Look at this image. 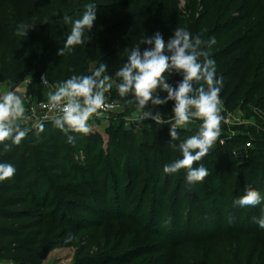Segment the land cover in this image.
Masks as SVG:
<instances>
[{"label": "trees", "instance_id": "trees-1", "mask_svg": "<svg viewBox=\"0 0 264 264\" xmlns=\"http://www.w3.org/2000/svg\"><path fill=\"white\" fill-rule=\"evenodd\" d=\"M214 2L218 3L217 0ZM214 2L207 4L210 8H214ZM88 4H94L97 9L94 27L89 33L86 32V36L92 37L91 41L86 40L85 44L67 50L62 56L59 55L58 52L64 47L73 26L72 23L65 24L63 17L70 16L73 21L82 18ZM138 6L140 8L138 12L125 13ZM254 7L259 10V14L264 15L263 0H257ZM231 10V7H227L219 13L215 26L209 30L207 27L212 18L209 12H202L198 17L191 14L182 16L176 11L173 0H13L6 4H2L0 0V82H22L32 75L26 94L30 100H39L43 98L45 85L41 81L42 76L47 79V84L54 88L57 82L67 80L73 75H89L101 62H107L108 69L105 74L113 77V88L106 94L111 96V101L121 103L125 107L124 111H115L112 125L109 126L111 136L108 139L106 153L101 149L98 153H93L98 148L96 134L69 133L75 136L76 143L75 146L68 144L67 137L62 138L61 132L53 129V122L43 125V127L48 125V133L44 130L39 132V127L28 129L27 136L19 145L12 144L11 140L5 141L11 147L7 153L0 154V162L12 163L16 173L11 179L0 181L1 261H11L15 264L43 263L54 245L49 229L52 213L49 212L44 201L52 196L60 205L67 207L81 204L78 200L69 199L70 196L91 198V192H79L76 188L89 181H92V185H96L95 172L101 166L104 157L108 159L103 167V172L106 168L103 175L105 179L108 178L110 171L120 172L119 155L124 151V146L129 151V162L126 167L128 173H134L136 169L138 157L136 152L142 153L147 163L152 160L157 168L162 167L164 163L170 164L182 158L179 149H174L170 144L178 145L182 140L195 135L198 127L177 130L180 140L170 141V128L151 120L148 121L149 127L144 126L141 129L147 137L138 145L132 143L135 131L125 129L119 121L121 115H130L135 109L126 105L119 97L115 87L119 81L115 77V72L127 62L133 47L139 46L141 50L148 47L142 43L146 36L159 32L167 42L174 29L182 27L190 31L193 36L201 34L204 40L215 37L216 44L206 50L209 51V58L215 61L218 69L217 77H223L224 82L219 97L227 108L256 106L261 112L251 115L259 126L264 128V72H261L264 69V59L261 63L258 59L250 60L261 31H257L247 41L243 35L242 38L218 48L217 45L222 42L225 35L252 16L251 12L247 16L226 15ZM21 23L34 26L26 37L16 35L18 25ZM253 27L256 28L254 25ZM249 44L250 47L242 58L228 62L242 46ZM166 75L169 83L173 85L182 79L176 74ZM159 95L163 98L167 93L160 92ZM173 103L169 101L157 108L149 104L145 111L150 110L153 113L159 111L161 115H172ZM239 138L246 140L241 136ZM255 142L258 147L247 148L246 156L256 154L257 160L236 166L238 176L230 191L232 196L229 201L233 207L234 200L245 193L243 190L245 177L250 180L249 184L264 189V153L259 149L264 147V131L255 141L253 140V143ZM110 146H113L112 149ZM3 147L0 145V152ZM223 148L227 149L225 146L217 145V148L211 149L209 154L202 158L204 166L217 176L215 179L211 177L207 179V177L202 184L210 183L211 179L223 183L225 172L231 171V154L221 151ZM171 153L175 154L173 158H170ZM261 154L262 156L259 157ZM111 155L115 156L118 164L116 162L111 165ZM97 157L99 160L95 163ZM210 157L220 159L223 163L221 165H214L212 161L206 163V159ZM197 166L196 162L194 167ZM157 168L153 178L155 183L160 178ZM244 168L246 171L241 173ZM180 172L187 173L185 169ZM134 177L136 181L139 174L136 173ZM184 180L182 176L178 179L177 188H184L180 186ZM45 188L47 192L43 195ZM207 189L210 192L213 190L209 186ZM145 194L142 192V200L145 199ZM104 195L106 194L102 196ZM151 200L154 202V199ZM160 204L162 205L161 200ZM177 206L178 204L173 203L171 207L172 218L178 215ZM213 212L221 215L217 206L213 208ZM234 212L236 214L229 219L226 229L217 230L210 236L205 233L207 236L195 241H211L214 238L218 241L225 239L229 241V249L233 250L232 257L225 259L224 263H219L217 258L215 260L213 258L212 264H241L240 257L244 260L242 264H264V229H261L256 222L263 217L264 212L260 210L246 214L242 221L240 219L242 211L234 210ZM252 215L255 221L251 224ZM156 218L155 213V216L150 217V221L156 224ZM240 253L243 255L239 256Z\"/></svg>", "mask_w": 264, "mask_h": 264}, {"label": "rangeland", "instance_id": "rangeland-1", "mask_svg": "<svg viewBox=\"0 0 264 264\" xmlns=\"http://www.w3.org/2000/svg\"><path fill=\"white\" fill-rule=\"evenodd\" d=\"M11 1L13 0H1L2 4ZM173 1L176 11L182 16L191 14L198 17L202 12H209V16L212 17L208 27L206 26L209 30L215 26L219 13H222L227 7H231L232 10L226 15L247 16L251 12L252 16L242 25H238L231 33L225 35L222 42L217 46L222 48L242 38L243 35L247 41L260 30L258 44L252 52L250 60L257 61L258 59L261 63V60L264 59V15L259 14V10L254 7L257 0H217V4L214 0ZM207 2H214V8H210ZM139 9L138 6L127 10L125 13H135ZM225 28L223 29L225 30ZM223 29L221 28V30ZM248 29L252 30L248 31ZM249 47L250 44L242 46L237 53L231 56L228 62L242 58ZM261 72H264V69ZM31 79L32 75L25 79L27 85ZM106 96L107 99H112L110 95L106 94ZM118 110L124 111L125 107L121 103L115 102V111L118 112ZM259 112L261 110H257L256 106L225 107V115L230 117L227 122H221V134L212 147L215 149L217 145L225 146L227 149L223 148L221 151L231 154L232 157L231 171L225 172L223 183L211 179L208 184H202V182L189 184L186 181L187 173L180 172L182 169L166 176L163 171L165 163L162 167L157 168L152 160L147 163L140 152H136L138 157L135 171L139 174V178L135 181V171H133L134 173L126 171L129 151L125 146L124 151L119 155L121 158L120 172L110 171L108 178L105 179L103 175L106 168L103 172V167L108 159L104 157L101 166L95 172L96 185H92V181H89L76 188L79 192H91V198L70 196L69 199L78 200L81 204L67 207L60 205L52 196L44 201L49 212L52 213L49 229L54 245L42 264H212L213 258L214 260L217 258L219 263H224L225 259L232 257L233 251L229 249L230 243L227 239L221 241L216 238L211 241L195 240L207 235L210 236L217 230L226 229L229 219L236 214L234 210L242 211L241 221L244 220L246 214L251 212L260 210L264 212V189H260L252 183L249 184L248 177L244 179L243 190L253 188L259 191L262 197L261 203L255 207L243 208L234 202V207L229 203L232 196L230 191L233 189L238 176L236 166L245 165L247 161L253 163L257 160L256 154H247L246 156L248 152H246L245 143L250 142V147H258V144L253 143V140H256L264 128L259 126L251 114ZM40 114L38 115L40 116ZM172 115H162V117L166 119L171 117L170 119H172ZM52 122L53 120L48 119L35 121L32 118L22 127L33 129L38 128L41 124H51ZM88 123L90 132L87 135L96 134L98 136V148L93 153H98L100 149L106 153L108 139L111 136L109 126L112 123L108 119H90ZM148 123V121L145 122L144 126L149 127ZM199 124L200 121H193L188 129L191 127H198L199 129ZM53 129L61 132L62 138L67 137L54 125ZM141 129L133 133L132 143L140 145V142L147 137ZM44 131L48 133V125L44 126ZM240 136L246 140H240ZM220 140L224 141V144H220ZM112 147L110 146V149ZM259 149L264 153V147ZM174 156L175 154L171 153L170 158ZM79 157L81 158L82 155L80 154ZM111 157V165L116 164V162L118 164L115 156L111 155ZM98 160L97 157L95 163ZM208 161L209 163L214 162V165L223 163L222 160L215 157L207 158L206 163ZM197 164V167L204 166V160L201 159ZM156 168L160 178L155 183L153 178ZM243 171H246V168L241 173ZM181 176L185 179L180 184V186H184L183 189L177 188L178 179ZM207 177V179L210 177L215 179L217 176L213 174V171H209ZM208 186L213 188L211 192L208 191ZM46 192L47 189L45 188L43 195ZM142 192L146 193L144 200L141 199ZM103 194L106 195L102 196ZM151 199H154V202ZM173 203L178 204V215L175 218L170 215ZM216 206L221 211V215L213 212V208ZM155 213L157 214L156 224L150 221V217L155 216ZM252 217L253 215L250 217L251 224L255 221ZM69 234L72 236L71 240L68 239ZM242 255L243 253L239 254V256ZM240 259L241 264L244 263L243 258L240 257ZM5 263L7 261L0 260V264Z\"/></svg>", "mask_w": 264, "mask_h": 264}, {"label": "clouds", "instance_id": "clouds-1", "mask_svg": "<svg viewBox=\"0 0 264 264\" xmlns=\"http://www.w3.org/2000/svg\"><path fill=\"white\" fill-rule=\"evenodd\" d=\"M97 19V9L94 4H88L82 18L75 21L65 15V24L72 23V29L67 36L64 47L59 55L91 41L87 35L94 27ZM32 24L18 25L16 35L26 37ZM216 38L208 40L195 36L185 28L177 27L172 36L165 42L163 36L156 32L146 36L142 43L147 45L143 50L135 46L131 49L127 62L115 72L119 81L115 87L120 98L128 106L134 107L133 113L137 121L151 119L155 123H163L159 111H145L151 104L153 107L163 106L169 101L174 102L172 119L169 122L170 141H179L180 134L177 129H188L193 121H200L199 129L195 135L182 140L178 148L182 158L163 168L164 173L172 174L185 169L186 181L189 184L203 182L209 175V170L200 165L194 167L196 162L207 156L221 134V115L219 94L223 87V77H217L216 64L209 58V51L216 44ZM203 58V59H201ZM108 69L107 62H101L99 67L89 75H73L71 78L57 82L54 90L47 92L48 103L59 109V114L53 119L54 126L67 136V143L75 146L76 138L69 133L86 135L90 132L89 120L93 116H100L107 104L106 93L113 88V77L105 74ZM166 74H176L182 77L175 85L169 83ZM41 81L47 84L42 76ZM160 92H166L163 98ZM27 109L21 96L14 91L0 94V145L3 150L0 154L10 151V145H19L27 136L28 129L23 128L30 117L26 115ZM44 130L39 126V132ZM16 173L15 166L10 162H0V181L11 179ZM262 201L259 191L246 188L245 194L234 200L240 207H255ZM264 229V217L256 221ZM68 239L72 236L69 234Z\"/></svg>", "mask_w": 264, "mask_h": 264}, {"label": "built area", "instance_id": "built-area-1", "mask_svg": "<svg viewBox=\"0 0 264 264\" xmlns=\"http://www.w3.org/2000/svg\"><path fill=\"white\" fill-rule=\"evenodd\" d=\"M13 91V90H8ZM25 107L27 109L26 115L30 117V119H34L38 121L39 119L44 120H53L56 115L59 114V109L57 107L52 106L48 103L47 98H42L39 100H30V97L27 96L26 92L23 94L22 97ZM220 99V107H221V115L223 117V122H227L229 120V115H225V105L223 101ZM39 113L40 116L38 115ZM155 114V113H153ZM115 102L107 99V104L104 110H102V114L100 116H93L91 119H108L110 122L113 121L115 117ZM120 115V114H119ZM171 117L163 118V123H159L162 126L170 128L171 125L169 121ZM119 121L121 122L122 126L131 131H138L144 127V123L147 121H151V119H145L142 122L137 121L136 116L134 115H121ZM153 121V120H152ZM155 122V121H154ZM220 144H224V141L220 140ZM250 142L245 143V149L250 147ZM5 264H13L11 261H7Z\"/></svg>", "mask_w": 264, "mask_h": 264}, {"label": "crops", "instance_id": "crops-1", "mask_svg": "<svg viewBox=\"0 0 264 264\" xmlns=\"http://www.w3.org/2000/svg\"><path fill=\"white\" fill-rule=\"evenodd\" d=\"M8 90H13L17 95L23 97V94L27 90V81L24 80L22 82H0V94H3L4 92ZM53 90V88L49 84H45L42 92V97L47 98V92Z\"/></svg>", "mask_w": 264, "mask_h": 264}]
</instances>
